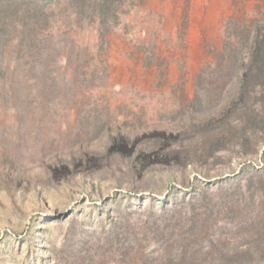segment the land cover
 Masks as SVG:
<instances>
[{"label":"rangeland","instance_id":"374dc122","mask_svg":"<svg viewBox=\"0 0 264 264\" xmlns=\"http://www.w3.org/2000/svg\"><path fill=\"white\" fill-rule=\"evenodd\" d=\"M0 264H264V0H0Z\"/></svg>","mask_w":264,"mask_h":264},{"label":"trees","instance_id":"16d2710c","mask_svg":"<svg viewBox=\"0 0 264 264\" xmlns=\"http://www.w3.org/2000/svg\"><path fill=\"white\" fill-rule=\"evenodd\" d=\"M70 1L73 3V5H78L82 0H70Z\"/></svg>","mask_w":264,"mask_h":264}]
</instances>
